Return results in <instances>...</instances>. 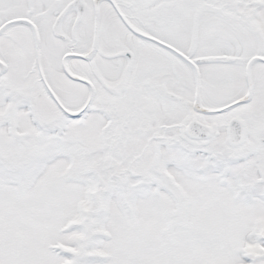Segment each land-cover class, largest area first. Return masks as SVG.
<instances>
[{"label":"snow or ice","instance_id":"6c2138e0","mask_svg":"<svg viewBox=\"0 0 264 264\" xmlns=\"http://www.w3.org/2000/svg\"><path fill=\"white\" fill-rule=\"evenodd\" d=\"M0 264H264V0H0Z\"/></svg>","mask_w":264,"mask_h":264}]
</instances>
